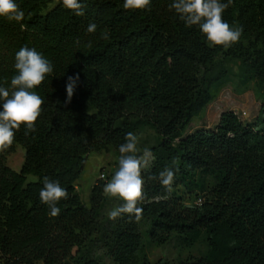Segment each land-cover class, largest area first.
<instances>
[{"label": "trees", "instance_id": "obj_1", "mask_svg": "<svg viewBox=\"0 0 264 264\" xmlns=\"http://www.w3.org/2000/svg\"><path fill=\"white\" fill-rule=\"evenodd\" d=\"M51 1L15 0L23 20L0 17V86L10 87L18 74L21 47L35 48L53 65L33 89L44 100L35 131L26 136L22 125L0 153L2 264H98L97 248L115 264H148L138 220L102 218L104 183L92 184L88 206L75 190L88 153L119 149L126 133L141 125L157 136L138 205L141 218L149 219L148 238L163 244L174 233L187 245L202 238L201 256L173 264H264V103L252 123L227 110L212 128L181 135L225 78L226 63L237 62L240 83L253 79L264 93V0H233L224 11L230 27L242 28L230 47L210 44L196 25L186 27L169 10L172 0H151L144 10H125L123 0H80L79 17L62 0L46 8ZM90 23L95 33L87 32ZM105 31L107 40L101 38ZM74 74L79 81L66 103V81ZM14 144L24 151L18 171L4 164ZM165 167L178 168L174 184L208 198L187 205L167 196L159 179H149ZM27 174L35 180L25 182ZM44 177L68 191L56 204V217L39 198Z\"/></svg>", "mask_w": 264, "mask_h": 264}, {"label": "clouds", "instance_id": "obj_2", "mask_svg": "<svg viewBox=\"0 0 264 264\" xmlns=\"http://www.w3.org/2000/svg\"><path fill=\"white\" fill-rule=\"evenodd\" d=\"M233 0H172L169 10H174L186 27L196 25L214 46L230 47L238 42L242 34V28H232L223 20L224 11L232 4ZM151 0H123L125 10H144L149 8ZM62 6L76 16L84 15V6L80 0H62ZM0 17L9 21L20 22L24 18V12L15 0H0ZM23 27V25H22ZM97 25L90 23L88 33H95ZM102 39H109L105 31ZM91 42L87 47H91ZM14 68L18 74L10 81V87L0 86V153L6 152L13 144L15 131L23 125L25 135L35 131V122L42 112L44 100L34 88L41 85L47 75L53 72L52 63L35 48L21 47L15 54ZM79 81V74L69 76L66 81L67 99L71 101L74 89ZM125 143L119 146L118 170L103 186V193L108 197H118L123 203L108 213L109 219L115 220L122 215L134 216L141 219L143 208L138 205L145 199L144 178L141 175L143 169L150 167L155 159L153 153L145 148L142 155H138V137L133 132L125 135ZM177 163L173 160V165ZM178 168L165 167L157 176L149 179H159L160 184L167 192L172 191ZM103 179V177H101ZM39 198L42 204H46L49 215L56 217L60 208L56 204L61 199L68 198V191L61 187L58 181L43 178V187Z\"/></svg>", "mask_w": 264, "mask_h": 264}, {"label": "rangeland", "instance_id": "obj_3", "mask_svg": "<svg viewBox=\"0 0 264 264\" xmlns=\"http://www.w3.org/2000/svg\"><path fill=\"white\" fill-rule=\"evenodd\" d=\"M55 4L56 1L53 0L47 4L46 8H51ZM226 68L225 78L212 88V97L196 115L190 118L181 131L182 136L196 129L212 128L217 121L219 113L222 111H233L243 124L252 123L257 117L259 107L264 103V93L258 92L253 79L244 84L240 83V71L237 62L230 61L226 63ZM133 133L138 137V155H142L145 148L150 150L157 142L156 134L146 126L136 127ZM23 153V148L19 144H14L13 151L5 155L4 164L12 170L18 171L23 160ZM119 157V149L113 146H109L107 151L90 152L85 156L83 167L75 181V190L85 206L89 205V192L92 184L101 181L105 185L110 181L118 170ZM148 168L142 170V177ZM101 174L103 179L100 177ZM34 180L35 176L32 174L25 176V182ZM208 182H210V179H208ZM102 195L104 202L100 214L104 220H110L108 213L119 207L123 201L118 197H108L103 192ZM167 196L176 197L187 205H194L197 199L202 201L208 198L205 192H188L183 186L174 183L172 191L170 193L167 192ZM148 227V218L143 217L138 220L137 232L142 245V253L145 254L148 264H154L157 259H163L173 264L177 259L184 258L186 255L201 256L205 251L206 246L202 238L187 245L181 243L174 233L163 244H156L148 238ZM93 256L98 264H115L102 248L95 249ZM0 264H2L1 259ZM32 264L42 263L38 260Z\"/></svg>", "mask_w": 264, "mask_h": 264}, {"label": "built area", "instance_id": "obj_4", "mask_svg": "<svg viewBox=\"0 0 264 264\" xmlns=\"http://www.w3.org/2000/svg\"><path fill=\"white\" fill-rule=\"evenodd\" d=\"M103 175L101 174L100 177H102ZM200 201L199 199H197V201L195 202L196 204H198Z\"/></svg>", "mask_w": 264, "mask_h": 264}]
</instances>
